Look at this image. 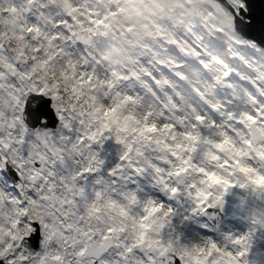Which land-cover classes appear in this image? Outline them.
Segmentation results:
<instances>
[{
  "label": "snow or ice",
  "instance_id": "obj_1",
  "mask_svg": "<svg viewBox=\"0 0 264 264\" xmlns=\"http://www.w3.org/2000/svg\"><path fill=\"white\" fill-rule=\"evenodd\" d=\"M122 6L0 0V264H264V0Z\"/></svg>",
  "mask_w": 264,
  "mask_h": 264
},
{
  "label": "rangeland",
  "instance_id": "obj_2",
  "mask_svg": "<svg viewBox=\"0 0 264 264\" xmlns=\"http://www.w3.org/2000/svg\"><path fill=\"white\" fill-rule=\"evenodd\" d=\"M149 3L151 0H147ZM143 0H123V6L120 9L121 15L118 19V26L123 25L130 20H135V24L132 25L128 31L130 33L129 39L131 44L139 43L150 36L149 27L152 26L150 18H146L143 15H140L139 12V3H142ZM156 23H154L155 25ZM159 30V28H158ZM123 35V33H122ZM127 38L126 42H129ZM62 75H65L62 73ZM69 78L72 77V73H67ZM259 182V181H258Z\"/></svg>",
  "mask_w": 264,
  "mask_h": 264
},
{
  "label": "flooded vegetation",
  "instance_id": "obj_3",
  "mask_svg": "<svg viewBox=\"0 0 264 264\" xmlns=\"http://www.w3.org/2000/svg\"><path fill=\"white\" fill-rule=\"evenodd\" d=\"M155 0H151L150 3H152ZM164 1L165 4H168L170 6L176 7L178 0H161ZM152 6V5H151ZM98 110V109H97ZM105 117L112 118L111 114H108L106 111L104 113ZM211 179V178H210ZM213 182H217L215 179H213ZM236 203V197L232 196L228 198V203L225 207L226 216L224 217V222H231L235 219H238L239 217V210L237 208H234L233 205ZM237 227H242V222L238 225H234Z\"/></svg>",
  "mask_w": 264,
  "mask_h": 264
}]
</instances>
